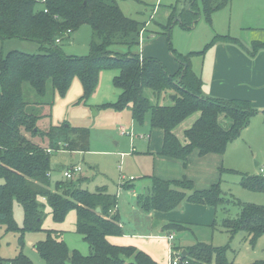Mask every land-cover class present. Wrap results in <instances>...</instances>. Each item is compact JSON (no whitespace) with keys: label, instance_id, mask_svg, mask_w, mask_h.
<instances>
[{"label":"trees","instance_id":"16d2710c","mask_svg":"<svg viewBox=\"0 0 264 264\" xmlns=\"http://www.w3.org/2000/svg\"><path fill=\"white\" fill-rule=\"evenodd\" d=\"M201 1L208 18L231 2ZM176 8L177 5L173 7L170 23L178 17L176 22L180 20L188 27L184 14L201 15L198 0H189L182 13ZM144 23L125 15L118 0H0V41L35 40L41 49L38 53L11 50L0 55V221L22 236L45 231V238L35 245L44 264H162L133 245L111 241V236L124 234L120 216L114 213L117 194L109 193L105 187L95 192L73 187V181H60L55 189L52 187L50 152L60 149L62 144L72 151L89 150V130L66 122L48 129L39 125L42 117L52 115L56 96L65 97L75 78L83 87L80 101L87 102L97 91L101 73L118 71L112 82L120 90L119 96L102 106L116 111L131 109L138 124L148 122L151 128L162 129V155L181 159L185 166L194 150L200 156L224 154L260 112L250 100L204 96L202 77L191 67L190 56L195 52L183 55L174 50L180 63L177 73L170 72L155 57L134 52L133 48L141 45L139 37ZM85 24L92 28L89 53L84 56L63 53L57 39L71 36ZM218 40L239 41L230 35H218L212 44ZM258 46L263 43H256ZM31 95L36 99L32 100ZM45 107H49L47 114L43 112ZM195 113L200 116L184 131L187 142L183 144L174 129ZM45 140L50 141L49 147L42 145ZM241 184L264 192L262 175H247ZM148 195L138 203L146 213L170 212L184 202L211 206L228 214L230 207L236 206L239 209L236 217L227 216L221 221L231 237L244 230L245 239L255 244L264 234V205L242 202L228 195L220 182L197 189L187 177L165 180L154 176ZM15 201L23 206L22 227L12 217ZM71 210L76 211V232L88 243V254L70 249L63 230L43 227L48 211L55 222L62 223ZM216 224L217 220L212 227ZM164 229L193 231L190 224L183 222L168 223ZM176 248L180 246L176 244ZM185 249L187 254L181 258L188 264H228L227 246L197 241ZM0 264L35 263L21 252L14 258L0 255ZM250 264H264V259Z\"/></svg>","mask_w":264,"mask_h":264},{"label":"rangeland","instance_id":"374dc122","mask_svg":"<svg viewBox=\"0 0 264 264\" xmlns=\"http://www.w3.org/2000/svg\"><path fill=\"white\" fill-rule=\"evenodd\" d=\"M119 3L125 15L145 22L139 37L140 44H142L134 47L133 51L142 52V55L146 57L159 59L173 72L177 71L180 66L175 51L183 55L195 52L190 56L191 67L201 76L202 70L206 67L203 57L215 38L223 33L239 36L241 32L235 10L231 14L229 10H222V8L213 13L211 18H208L201 0H198L200 16L193 15L191 17L188 12L184 14L187 23H189L188 27L182 25L180 20L176 22L178 17L170 23V16L176 5V11L178 10L179 13L183 12L182 9L188 8L189 0H119ZM155 6L157 9L154 11ZM195 17L197 18L196 23L193 22ZM147 20L149 21L148 25ZM169 24L170 27L167 29ZM247 36L248 34H244V38ZM91 40L92 28L85 24L71 36L63 38L58 42V45L67 55L84 56L89 53ZM122 49L125 51L124 48ZM205 49L204 54L197 53ZM11 50L26 53L41 52L40 44L35 40L13 38L0 41V55H5ZM113 73L116 74V71L101 73L97 91L87 102L80 101L83 87L81 81L75 78L65 97L56 96L52 115L44 116L39 121L42 129L66 122L70 126L84 128L90 132L88 151L87 149L72 151L66 149L63 144L60 145V149L49 151L52 187L55 189L56 183L60 181H73V187L87 189L91 192L105 187L109 193L117 194L119 188L123 189L118 196V206L115 207L114 213L120 216L124 234L111 236V240L117 244L133 245L138 250L148 251L157 260H162L163 264H166V259H160L159 255L155 253L159 248L158 240L139 236V234H148L152 228V217H149L145 212L141 215L135 211L132 203H139L149 195L142 194L130 199L128 191V189L133 190L131 184H134V187H136L135 185L142 186L149 178L147 174L153 172L156 166V156L150 155L148 151L162 147V132L159 129L151 128L148 122L138 124L131 109L116 111L102 106L103 102H114L118 98V91L110 78ZM31 99L35 100L36 96L31 95ZM45 99L49 100V96H46ZM43 112L47 114L49 107H45ZM42 145L49 147L50 141L45 140ZM223 160V166L227 168V171L220 175L212 162L194 154L191 156L188 171H185L184 174L188 173V178L193 179L195 188L205 189L213 183L220 182L222 190L228 195H232L242 202L264 205V193L255 192L241 184L243 177L259 175L260 168H264L263 115H255L242 139L235 140L228 145ZM257 162L260 165L257 166ZM75 166H81V173L76 174L72 179L67 178L64 172ZM132 176L135 179L131 180ZM230 208L229 214L218 210L215 227L193 226V231H179H185L187 234L183 237L184 244L190 245L197 241H205L215 246H227L228 264H250L256 260L264 259V234L255 244H251L245 239L246 232L244 230L231 237L228 231L221 226V221L225 217L234 218L239 212L236 206ZM12 217L19 227L24 225L23 206L17 201L13 205ZM76 220L75 210H71L62 223L55 222L52 214L48 211L43 227L44 229L63 230L64 239L70 249L88 253V243L82 235L76 232ZM156 222L160 221L156 220ZM166 225L168 223L164 224V227ZM7 227L6 222L0 221V255L5 258H14L22 252L30 257L35 264H44L35 245L45 238V231L29 232L22 236L21 232L8 230ZM164 230L166 233L177 234L179 240L178 231ZM159 232L161 234L162 231ZM160 241H163V247L166 246V253L164 252V257H166L168 243L166 240ZM212 264L218 263L213 262Z\"/></svg>","mask_w":264,"mask_h":264},{"label":"crops","instance_id":"0c3cea01","mask_svg":"<svg viewBox=\"0 0 264 264\" xmlns=\"http://www.w3.org/2000/svg\"><path fill=\"white\" fill-rule=\"evenodd\" d=\"M156 9L157 7L155 6L154 11ZM225 9L229 10L231 14L233 13V10H235L236 12V18H237L236 20L240 24L239 31L241 32L239 36H232V35L230 36L237 38L239 41L218 40L213 44H211V46L208 48L205 57H203L204 61L206 62V67H204L201 73V77L203 80L202 94L207 97L218 98V99L250 100L253 104V107L260 111L255 115L260 114L264 116V112H263L264 111V0H231V2L225 7H223L222 10ZM216 12H218V10L215 11L214 13ZM146 23L148 25L149 21L147 20ZM244 34H248L247 38H244ZM220 35L226 36L229 34L223 33ZM256 43H263V46L256 47ZM179 69H177V71L174 72L171 71L170 69L169 71L172 73H177ZM105 71H116V70H105ZM117 74L118 71H116V74L115 73L111 74L110 78H112L113 80L114 76ZM117 91L119 96L120 90L117 89ZM199 116H200L199 113H195L191 115L174 129L175 134L179 137V139L183 144L187 142L184 135V131L187 128L191 127ZM251 120L248 126L244 129L241 137L238 138L237 140L242 139L245 132L250 126ZM159 130L162 132V139H163L164 136L163 130L162 129ZM162 145H163V140H162ZM161 151H162V147L161 148L156 147L152 150L149 149L148 153L150 155L156 156L155 157L156 166L154 167L153 172L147 174L149 175V178L146 179L145 183H143L142 186L135 185L136 187H134V184L130 185V186L133 185V190H132L133 192L128 189V191L130 192L129 193L130 199H132V197L134 196L149 194L152 187V182H151L152 177L154 176L165 180L182 179L183 177L188 178L189 177L187 176L188 173L186 175L184 174V172L188 171L187 169L191 162V156L194 154L200 156L198 151L194 150L192 154L189 156L188 165L185 166L184 162L181 159L164 156L162 155ZM224 154L209 153L200 157L205 158L206 161L212 162L214 166L217 167V170L221 175L222 173L227 171V168L223 166ZM256 165L258 166L260 165V163L257 162ZM259 172H260L259 175H261V168ZM133 179L135 178L133 177ZM121 190L123 189L120 188L118 189L117 196L120 195ZM255 192H259V191H255ZM260 193H264V192H260ZM132 207L135 211L139 212L141 215L144 214V211L141 208H139L138 203L136 202L132 203ZM146 214L149 217H152V222H153L151 224L152 228L149 230L148 234H139V236H145V237L153 238L154 240H158L157 244L159 245L158 248L159 253L156 251L155 253L159 255L158 257H160V259L164 260V258L166 259V257H164V252L166 253L165 250L166 246L163 247L164 243L163 241L160 240H166V239L156 237L157 235L164 234L162 233L165 232L164 224L169 223L171 221H178V222L190 224L191 229L193 228V226L212 227L213 222L217 220L218 210L207 205L184 202L177 209L170 212L152 211ZM156 220H159L160 222L158 223L156 222ZM159 231H162L161 234H159L160 233ZM157 232L158 234H156ZM184 235H187L185 231L178 232L179 240L177 238V234H176L177 239H175V243L178 244L182 250H186L185 248L187 246L192 245V244L190 245L184 244V239H183ZM112 242L115 243L114 241ZM146 252L149 253L148 251ZM88 253H83V254H88ZM149 254L153 257V259L157 260V258L154 257L151 253ZM157 261L163 264L162 260L158 259Z\"/></svg>","mask_w":264,"mask_h":264},{"label":"built area","instance_id":"2783aa9c","mask_svg":"<svg viewBox=\"0 0 264 264\" xmlns=\"http://www.w3.org/2000/svg\"><path fill=\"white\" fill-rule=\"evenodd\" d=\"M70 33V30L67 32ZM57 42H60V39H57ZM142 44V43H141ZM51 151V149H49ZM124 154V153H123ZM82 171L81 166H75L71 169H68L64 172V175L72 179L76 176V174H80ZM261 175L264 177V168H261ZM133 179V177H131ZM122 184V183H121ZM157 238L166 239L168 241V248H167V255H166V264H188L187 260H183L181 256L183 255V252L181 251V248H176V234L172 232L164 233L163 235H157Z\"/></svg>","mask_w":264,"mask_h":264},{"label":"water","instance_id":"95a60500","mask_svg":"<svg viewBox=\"0 0 264 264\" xmlns=\"http://www.w3.org/2000/svg\"><path fill=\"white\" fill-rule=\"evenodd\" d=\"M172 98H175V95H174V94L172 95ZM97 210L100 211V208L98 207ZM183 254H184V255L187 254L186 250L183 251Z\"/></svg>","mask_w":264,"mask_h":264}]
</instances>
